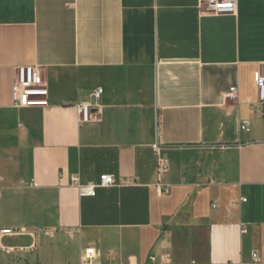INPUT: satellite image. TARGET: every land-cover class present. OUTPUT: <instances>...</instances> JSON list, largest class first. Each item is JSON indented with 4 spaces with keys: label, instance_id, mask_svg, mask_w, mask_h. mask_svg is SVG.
Instances as JSON below:
<instances>
[{
    "label": "crops",
    "instance_id": "crops-1",
    "mask_svg": "<svg viewBox=\"0 0 264 264\" xmlns=\"http://www.w3.org/2000/svg\"><path fill=\"white\" fill-rule=\"evenodd\" d=\"M205 1L0 0V264H264V0ZM17 66L48 107L13 106Z\"/></svg>",
    "mask_w": 264,
    "mask_h": 264
},
{
    "label": "built area",
    "instance_id": "built-area-1",
    "mask_svg": "<svg viewBox=\"0 0 264 264\" xmlns=\"http://www.w3.org/2000/svg\"><path fill=\"white\" fill-rule=\"evenodd\" d=\"M200 12L202 15L223 16L236 15L238 12V0H206L200 4ZM255 83L258 88V102L261 115L264 118V76L257 74ZM239 90L234 87L227 95L229 98L236 99ZM13 106L15 108H35L48 107L49 91L46 80L43 76V69L39 66H17L15 68V79L12 89ZM104 90L101 87L95 88L87 101L76 104L79 112L80 123H97L101 122L103 112ZM169 170V163L166 158L159 157L158 172L160 177ZM74 184L79 190L81 197H94L97 189L112 188L118 185L114 176L104 175L100 178L98 184H79L78 179H73ZM159 194H168V187L159 188ZM247 230L244 229L243 233ZM5 234H11V231H5ZM24 230L18 231L16 234H26ZM94 249L86 252V261H90L95 257ZM256 255H254V258ZM154 261V259H152Z\"/></svg>",
    "mask_w": 264,
    "mask_h": 264
}]
</instances>
